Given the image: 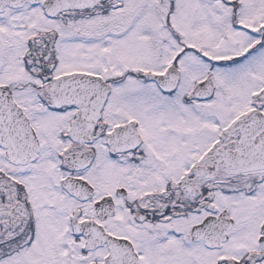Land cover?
<instances>
[{"label": "snow or ice", "instance_id": "snow-or-ice-1", "mask_svg": "<svg viewBox=\"0 0 264 264\" xmlns=\"http://www.w3.org/2000/svg\"><path fill=\"white\" fill-rule=\"evenodd\" d=\"M0 264H264V0H0Z\"/></svg>", "mask_w": 264, "mask_h": 264}]
</instances>
